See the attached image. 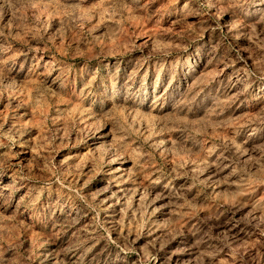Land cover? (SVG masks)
<instances>
[{
    "label": "rangeland",
    "instance_id": "obj_1",
    "mask_svg": "<svg viewBox=\"0 0 264 264\" xmlns=\"http://www.w3.org/2000/svg\"><path fill=\"white\" fill-rule=\"evenodd\" d=\"M0 264H264V0H0Z\"/></svg>",
    "mask_w": 264,
    "mask_h": 264
}]
</instances>
